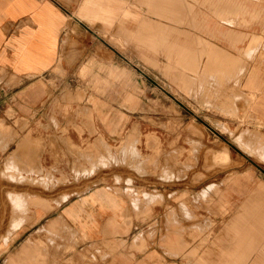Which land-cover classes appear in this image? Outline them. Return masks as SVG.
<instances>
[{
	"label": "rangeland",
	"instance_id": "obj_1",
	"mask_svg": "<svg viewBox=\"0 0 264 264\" xmlns=\"http://www.w3.org/2000/svg\"><path fill=\"white\" fill-rule=\"evenodd\" d=\"M105 3L114 8L112 19H87L102 26L88 37L106 54L98 50L79 66L39 76L0 68V264H58L71 255L88 237L61 210L74 200L84 204L100 187L137 203L132 218L166 221L153 228L154 237L164 236L158 245L175 255L209 247L197 238L213 235H227L237 247L243 215L264 216V112L252 100L264 96V0ZM229 32L246 36L234 44ZM201 38L235 56L217 57ZM115 43L135 60L115 66ZM130 79L137 88L130 93L127 83L124 99H112L115 82ZM223 148L229 159L217 157ZM109 151L110 163L85 170ZM11 160L23 172L34 168L38 182L8 179L19 175L6 171ZM51 221L57 227L45 229ZM250 225L257 244L264 226ZM25 239L29 251L24 242L18 256Z\"/></svg>",
	"mask_w": 264,
	"mask_h": 264
},
{
	"label": "crops",
	"instance_id": "obj_2",
	"mask_svg": "<svg viewBox=\"0 0 264 264\" xmlns=\"http://www.w3.org/2000/svg\"><path fill=\"white\" fill-rule=\"evenodd\" d=\"M105 1L82 0L79 6L72 1L70 6L68 0H0V68H6L17 76H39L47 73H58L61 69L79 66L85 57L98 50L106 54L105 48L99 49V45L94 42L91 44L88 37V34L99 36L102 26L97 22L92 25L87 19L98 18L101 14H104L107 20L112 19L114 8ZM129 1L134 2V0ZM149 1L154 2L155 0ZM155 5L160 6L158 3ZM74 7H77V13L73 11ZM127 15H129L128 12ZM96 23L99 26L95 34L92 33L91 29L93 28L91 27ZM117 32L118 28L115 27V37L118 36ZM245 36L229 32V37L234 44L243 40ZM84 37H88L86 45L84 44ZM256 38L257 36H253L252 41ZM74 41H78L75 46L71 44ZM201 43L217 57L231 61L235 56L202 38ZM110 50L114 53L115 66L122 68L125 67L124 62L128 63V61L135 60L133 55L124 54L123 48L118 47L116 43ZM74 51L78 53L76 59L72 60ZM125 51L132 53L134 48L130 46ZM246 51L248 56L254 50L249 48ZM75 60H77L76 63H73ZM244 67L241 66L236 75L238 83L240 82L239 77L244 72ZM118 82H115L116 89H114L111 97L114 100L124 99L127 83L130 84V93L137 88L136 81L133 79ZM252 97L253 108L261 109L264 112V96L256 102L254 101L256 96L252 94ZM252 136L262 138V135L259 134ZM256 140L254 139V141ZM111 155L115 156L110 151L108 157L104 154L100 155L98 160L92 163L91 168L85 170H92V173H95L99 164L110 163ZM217 157L229 159L230 151L223 148L218 152ZM22 170L14 160H11L6 171H16L19 175L4 174L8 179L12 181L16 179L19 183L28 181L34 184L38 182V179L31 176L36 172L34 168L26 172ZM44 178V183L50 186L51 179L46 180ZM117 179L120 180L119 177ZM210 185L208 187L212 186ZM261 186L264 187V182H261ZM107 190L108 188H95L83 197L84 204L78 203L79 200H74L62 208L60 217L67 220L71 227L81 228L88 238L83 243L78 244L77 249L65 259H61L58 264H264V233L259 234L260 238L258 237L259 241L256 244V241H253L256 234H253L250 225L251 222L256 221L264 226V216L262 215L251 217L243 215L241 222L239 221L241 226L238 229L237 238H240V245L237 247L234 246L231 237L213 235L197 238V244L206 240L204 242L209 244V247H200L199 251L197 248V253L193 254L178 253L175 255L165 250L164 246L158 245L160 238L164 242V236L154 237L153 228L155 226L159 229L166 228V221L154 220L153 218L140 220L132 218L134 217L133 213L140 210V206L137 203L125 204L120 196L116 197ZM148 194L150 193L147 191L143 192V195ZM12 195L14 196L15 193ZM17 195L25 196V194ZM206 195L207 191L204 190L201 197ZM63 198L66 199L67 196ZM88 201H92L94 204L87 205L86 202ZM42 219L43 217L40 220ZM57 221H51L45 229L56 228L57 223H59ZM19 222L21 223L20 220L15 221V229L21 226ZM156 223L157 225H154ZM26 240L20 242L21 245L16 255L19 256L22 253L21 246L24 242L23 251H29L27 246L30 242L28 243ZM214 244L216 246H213ZM255 247L257 250L252 252Z\"/></svg>",
	"mask_w": 264,
	"mask_h": 264
},
{
	"label": "bare ground",
	"instance_id": "obj_3",
	"mask_svg": "<svg viewBox=\"0 0 264 264\" xmlns=\"http://www.w3.org/2000/svg\"><path fill=\"white\" fill-rule=\"evenodd\" d=\"M229 61V60H228ZM208 63V62H207ZM234 66V65H233ZM221 69V68H220ZM229 70V69H228ZM219 75V74H218ZM221 75V74H220ZM229 102V101H228ZM234 106V105H233ZM256 137V136H255ZM259 144V143H258ZM261 147V146H260ZM258 148V147H257ZM100 163V162H99ZM102 163V162H101ZM19 170V169H18ZM84 171V170H83ZM46 178V177H45ZM18 179V178H17ZM16 180V179H15ZM58 182V181H57ZM20 204V203H19ZM15 205V204H14ZM24 207V206H23ZM16 208V207H15ZM20 209V208H19ZM26 209V208H25ZM21 211V210H20ZM19 225H21V223L19 222ZM18 226V224H17Z\"/></svg>",
	"mask_w": 264,
	"mask_h": 264
}]
</instances>
